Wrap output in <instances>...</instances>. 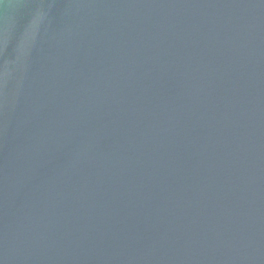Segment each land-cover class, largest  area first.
Segmentation results:
<instances>
[{"label":"water","instance_id":"95a60500","mask_svg":"<svg viewBox=\"0 0 264 264\" xmlns=\"http://www.w3.org/2000/svg\"><path fill=\"white\" fill-rule=\"evenodd\" d=\"M0 264H264V0H0Z\"/></svg>","mask_w":264,"mask_h":264}]
</instances>
